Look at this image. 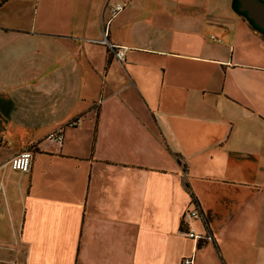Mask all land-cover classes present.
Instances as JSON below:
<instances>
[{
    "label": "crops",
    "instance_id": "1",
    "mask_svg": "<svg viewBox=\"0 0 264 264\" xmlns=\"http://www.w3.org/2000/svg\"><path fill=\"white\" fill-rule=\"evenodd\" d=\"M116 1L0 0V264H264V36Z\"/></svg>",
    "mask_w": 264,
    "mask_h": 264
},
{
    "label": "built area",
    "instance_id": "2",
    "mask_svg": "<svg viewBox=\"0 0 264 264\" xmlns=\"http://www.w3.org/2000/svg\"><path fill=\"white\" fill-rule=\"evenodd\" d=\"M127 5V0H117L113 5L110 7L111 15H116L120 10H122ZM102 42L108 43V46L112 52V54L120 61L124 59L125 52L127 50V47L125 46H116L112 45L107 41V39H103ZM77 120H73L70 125H76ZM53 140H60L61 134L60 133H52L49 136ZM30 161H31V150L30 149H24L23 151L19 152L18 154L14 155L10 159V165L13 169H17L20 171H28L30 168ZM0 190H1V184H0ZM200 216V211L197 206H194L184 213V220L187 222H190L192 219ZM187 236L190 238H193L195 240L203 239V238H209V236L205 234H199L197 233L192 226L187 227ZM182 264H193V258L192 256H185L182 259Z\"/></svg>",
    "mask_w": 264,
    "mask_h": 264
},
{
    "label": "water",
    "instance_id": "3",
    "mask_svg": "<svg viewBox=\"0 0 264 264\" xmlns=\"http://www.w3.org/2000/svg\"><path fill=\"white\" fill-rule=\"evenodd\" d=\"M239 10L246 13L259 29L264 31V0H238Z\"/></svg>",
    "mask_w": 264,
    "mask_h": 264
},
{
    "label": "trees",
    "instance_id": "4",
    "mask_svg": "<svg viewBox=\"0 0 264 264\" xmlns=\"http://www.w3.org/2000/svg\"><path fill=\"white\" fill-rule=\"evenodd\" d=\"M245 15H246V13L245 12H243ZM260 32H261V34L264 36V31H262L261 29H259L250 19H248Z\"/></svg>",
    "mask_w": 264,
    "mask_h": 264
}]
</instances>
